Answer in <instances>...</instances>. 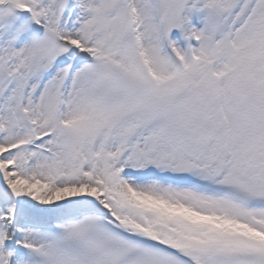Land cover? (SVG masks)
<instances>
[{"label": "snow or ice", "instance_id": "1", "mask_svg": "<svg viewBox=\"0 0 264 264\" xmlns=\"http://www.w3.org/2000/svg\"><path fill=\"white\" fill-rule=\"evenodd\" d=\"M0 264H264V0H0Z\"/></svg>", "mask_w": 264, "mask_h": 264}]
</instances>
